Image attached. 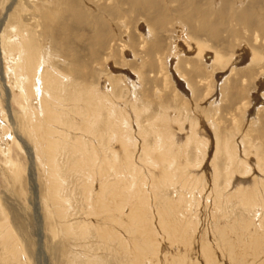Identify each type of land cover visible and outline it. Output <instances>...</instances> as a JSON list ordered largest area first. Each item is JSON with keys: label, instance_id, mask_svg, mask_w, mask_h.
I'll return each instance as SVG.
<instances>
[{"label": "rangeland", "instance_id": "374dc122", "mask_svg": "<svg viewBox=\"0 0 264 264\" xmlns=\"http://www.w3.org/2000/svg\"><path fill=\"white\" fill-rule=\"evenodd\" d=\"M3 38L0 264L264 263V0H0ZM25 38L46 62L34 120L4 59Z\"/></svg>", "mask_w": 264, "mask_h": 264}, {"label": "bare ground", "instance_id": "6f19581e", "mask_svg": "<svg viewBox=\"0 0 264 264\" xmlns=\"http://www.w3.org/2000/svg\"><path fill=\"white\" fill-rule=\"evenodd\" d=\"M16 37H18V35L16 36ZM22 37V36H21ZM7 39L8 38H3V40H2V43H0L3 47H5V50H7L6 48H8V45H7ZM9 39H11V38H9ZM185 45H186V47H187V49L189 48V49H192V46H190V44H188L187 42L186 43H184ZM1 46V47H2ZM35 46V45H34ZM33 46V42L31 41V39L30 40H28V39H24L23 40V42H21V41H19L18 40V42L17 41H13V40H11V41H9V47L11 48V50H9L10 51V53H11V56L9 55V57L8 58H4L5 59V62H7L6 61V59L8 60V61H10V62H14V63H16V65H18L17 67L19 68V71H18V75L20 76L19 78H23L24 76H23V74L24 73H26L27 72V74H28V80L25 82V83H27V87H26V89L28 88V93H27V95L31 98V100L29 99V101H31V103H30V105H29V109L27 110L28 112V114L30 115V117L29 118H31L32 120H34L35 119V116H36V114H38V113H42L41 111H43V109L45 110L46 109V111H47V105H45L46 104V97H45V93H44V84H45V77H46V73L44 72V68H43V72H41V75L42 76H40L39 74H40V71H41V69H42V65L43 64H45L46 62H45V58L43 57V55H42V53L39 51V49H37V47H34ZM198 48V47H197ZM199 49V52L200 53H203V49L202 48H198ZM8 53V52H7ZM5 56V55H4ZM251 56H252V54H251ZM19 60V61H18ZM18 61V62H17ZM11 64V63H10ZM16 67V68H17ZM17 70V69H16ZM10 71V70H9ZM13 71V70H12ZM17 72V71H16ZM7 73V72H6ZM14 75V74H13ZM39 75V76H38ZM12 77V76H11ZM9 78V77H8ZM13 78V77H12ZM42 78V79H41ZM14 79V78H13ZM11 80V79H10ZM17 80V79H16ZM14 81V80H13ZM17 82V81H16ZM19 82H21L22 84H23V89H24V83H23V80L21 81L20 79H19ZM18 83V82H17ZM38 86H39V88H38ZM8 87V86H7ZM22 88V87H21ZM10 89V88H9ZM19 89V88H18ZM26 89H24L25 91H26ZM23 90V91H24ZM20 91V90H19ZM7 93V92H6ZM9 93V95L10 94H12V93H10V92H8ZM23 93V92H22ZM24 94H26L25 92H24ZM98 94V93H97ZM96 94V95H97ZM47 95H48V93H47ZM99 95V94H98ZM102 96V95H101ZM34 97H36V98H39L40 100H41V107H40V109H38V107L37 106H35L34 105V99H36V98H34ZM98 97V96H97ZM99 97H100V95H99ZM98 97V98H99ZM107 98V96L106 97H104V99H106ZM106 100H108V98L106 99ZM100 101V100H99ZM102 101V100H101ZM103 102V101H102ZM101 103V102H100ZM27 104H29V103H27ZM102 104H104V102L102 103ZM106 104V103H105ZM101 105V104H100ZM106 105H108V104H106ZM26 106V105H25ZM111 107V106H110ZM41 108H42V110H41ZM92 108V107H91ZM52 109V108H51ZM117 110H119V109H117ZM49 111H51V110H49ZM38 112V113H37ZM27 113H25V114H27ZM119 114H120V112H119ZM54 115V114H53ZM11 116V119L13 120L14 118L12 117V115H10ZM39 116V115H38ZM37 116V117H38ZM40 117V116H39ZM57 117V116H56ZM59 117V116H58ZM52 118V116L50 117V119ZM53 118H55V117H53ZM52 118V120H54ZM50 119H49V122H50ZM58 119V118H57ZM90 120V119H89ZM0 121H2V120H0ZM55 121V120H54ZM3 122V121H2ZM2 122H0L1 124H2ZM14 122V121H13ZM12 122V123H13ZM32 122H34V121H32ZM40 122V121H39ZM39 122H38V124H39ZM50 123H53V122H50ZM57 123V122H56ZM37 124V123H36ZM41 125H43V124H41ZM54 125V124H53ZM2 126V125H1ZM38 127V126H37ZM44 127V126H43ZM50 127V126H49ZM36 128V127H35ZM37 130V129H36ZM51 131V130H50ZM53 131H54V129H53ZM36 133H37V131H36ZM51 133V132H50ZM54 133H55V131H54ZM17 136H19V134L17 133V131H16V133H15ZM38 134H36V136H37ZM39 135H40V133H39ZM125 135V134H124ZM35 136V137H36ZM43 136V135H42ZM20 137V136H19ZM38 137V136H37ZM176 138V137H175ZM3 139H6V138H4L3 137ZM5 141V140H4ZM55 142V141H54ZM94 142V141H93ZM3 143H5V142H3ZM95 143V142H94ZM54 144V143H53ZM38 145V144H37ZM5 146H9L8 144L7 145H5ZM27 149H28V152H29V150H30V157H29V159L31 160V162H32V165H35L34 163H35V159H34V154H33V148H30V147H27ZM43 149V148H42ZM49 149V148H48ZM47 149V151H48V154H51V152H50V150H48ZM101 149V148H100ZM125 150H127L126 148H124ZM85 150V149H84ZM135 150V149H134ZM133 150V151H134ZM113 152H116V150H115V148L113 149ZM123 152H125V151H123ZM43 153V152H42ZM76 153V152H75ZM78 153V152H77ZM100 153H101V151H100ZM117 153L119 154V152L117 151ZM127 153V152H126ZM122 155V154H121ZM99 156V155H98ZM102 156H104V155H102ZM124 156H126V154L124 155ZM97 157V156H96ZM152 157H154V156H152ZM48 158L49 159H51L52 158V156L51 155H49L48 156ZM104 158H106V157H104ZM155 158V157H154ZM54 159V158H53ZM120 159V158H119ZM126 159V158H125ZM125 159H123L124 161H126ZM169 159V158H168ZM95 161V160H94ZM113 161H115V160H113ZM121 161V160H120ZM158 162V161H157ZM236 162V161H235ZM52 163V162H51ZM54 163V162H53ZM81 163V162H80ZM238 163V162H237ZM126 163H124L123 165H125ZM83 165V164H82ZM107 165H109V161H107ZM78 166H80V165H78ZM90 166V165H89ZM130 166V165H129ZM129 166L127 167V168H129ZM81 167V166H80ZM102 167V166H101ZM106 167H108V166H106ZM111 167H113V166H111ZM121 167V166H120ZM98 168V167H97ZM105 168V167H104ZM103 168V169H104ZM114 168V167H113ZM127 168H125V170L127 169ZM77 169V168H76ZM156 169V168H155ZM94 170V169H93ZM92 170V171H93ZM98 170V169H97ZM99 170H100V167H99ZM98 170V171H99ZM89 171V170H88ZM104 171V170H103ZM52 172V171H51ZM90 172V171H89ZM101 172V171H100ZM108 172V171H107ZM126 172V171H125ZM127 172H129V171H127ZM106 173V172H105ZM104 174V173H103ZM102 174V175H103ZM125 174H127V173H125ZM138 174H139V172H138ZM35 175V174H34ZM33 175V171H31V187H32V190L34 191V197H35V201H34V203H35V211H36V215H37V217H39L40 215H39V210H40V205H39V202H38V193H37V189H36V178H35V176ZM130 175V174H129ZM140 175H142V173L141 174H139V176ZM100 176V175H99ZM133 176H134V174H133ZM135 176H137V175H135ZM166 176V175H165ZM142 177V176H141ZM140 177V178H141ZM88 178H90V177H88ZM125 178V177H124ZM135 178V177H134ZM140 178H138V179H140ZM143 178V177H142ZM141 178V179H142ZM49 179H50V177H49ZM98 179V178H97ZM127 179H129V177L127 178ZM130 179H131V176H130ZM137 179V178H136ZM161 179V178H160ZM162 179H163V177H162ZM52 180L53 181H51V183H53V182H55L56 183V181H55V179H53L52 178ZM125 180H126V178H125ZM132 180V179H131ZM144 180V179H143ZM49 181V180H48ZM49 181V182H50ZM128 181V180H127ZM49 182H48V186H49ZM129 182H132V181H129ZM129 182H127V183H129ZM135 182V181H134ZM134 182H132V183H134ZM55 183H53L52 184V186L54 185H57V183L55 184ZM123 183V182H122ZM58 184H59V182H58ZM256 185V184H255ZM51 186V187H52ZM50 187V186H49ZM48 187V188H49ZM56 187V186H55ZM52 190H55V191H57V189H55V188H53ZM104 190V189H103ZM55 191H53V195H54V193H55ZM50 192V191H49ZM250 192H252V191H250ZM100 193V192H99ZM250 194V193H249ZM50 195H51V193H50ZM124 195H126V194H124ZM55 196H56V194H55ZM55 196H50V199H51V197H52V199H54L55 198ZM62 196V195H61ZM131 196V195H130ZM92 197L93 196H91V197H89L90 199H92ZM125 197H127V198H129L127 195L125 196ZM122 198V197H121ZM131 198V197H130ZM110 199V198H109ZM131 199H133V198H131ZM55 200H56V198H55ZM57 200H59V199H57ZM60 200H61V198H60ZM122 200V199H121ZM126 200H128L129 201V203H130V209H131V206H133V205H131L132 204V202H130V199H126ZM135 200H136V197H135ZM54 201V200H53ZM131 201H134V200H131ZM94 202H96V201H94ZM107 202V201H106ZM124 202H125V200H124ZM135 202V201H134ZM139 203V205H140V201H138ZM53 203V202H52ZM93 203V202H92ZM97 203V202H96ZM96 203H93V204H96ZM108 203V202H107ZM115 203H117V201H115ZM135 203H137V202H135ZM142 203V202H141ZM100 204V203H99ZM99 204H96V206H98ZM108 204H110V203H108ZM53 205H56L58 208H59V206H60V201H56V202H54L53 203ZM52 205V206H53ZM62 206H63V203L61 204ZM101 207H102V204L100 205ZM54 207V206H53ZM112 207V206H111ZM139 207H142L143 208V206L142 205H140ZM55 208V207H54ZM100 208V207H99ZM133 208V207H132ZM142 208H140L141 210H144V208L142 209ZM56 209V208H55ZM98 209V208H97ZM106 208H104V210H105ZM115 209V208H114ZM117 209V208H116ZM137 209V208H136ZM57 211V213H58V209H56ZM133 210V209H132ZM140 210V211H141ZM99 211V210H98ZM116 211V210H115ZM139 210H138V212H140ZM174 211V210H173ZM56 212H55V214H56ZM62 212H63V210H62ZM62 212L60 213V214H62ZM101 212V211H100ZM175 212V211H174ZM173 212V213H174ZM58 213V214H59ZM63 213H66L65 211L63 212ZM95 213H96V211H95ZM94 213V214H95ZM134 213V216L136 217L137 215H135V212H132V214ZM142 213V212H141ZM145 213V212H144ZM143 213V214H144ZM176 213V212H175ZM97 214H99L98 212H97ZM96 214V215H97ZM131 214V213H130ZM131 214V215H132ZM142 214V215H143ZM172 214V213H171ZM95 215V216H96ZM100 215V214H99ZM142 215H141V217H142ZM146 215V214H145ZM100 217V216H99ZM145 217V216H144ZM167 217V216H166ZM98 218V217H97ZM149 218H151V217H145L144 219H148V220H150V221H152L151 219H149ZM175 218H177L176 216H175ZM39 219V218H38ZM171 219V218H170ZM169 219V220H170ZM132 220H134V219H132ZM140 220V219H139ZM139 220H137L139 223L140 222H142L141 223V225L140 224H138V225H140V226H142L143 225V221H139ZM148 220H145V221H147L148 222ZM175 220V219H174ZM174 220L172 221V220H170L169 222H172V223H174ZM39 221L41 222V220L39 219ZM65 220H63V222H64ZM135 221V220H134ZM162 221V220H161ZM165 220L163 219V222H164ZM168 221V220H167ZM177 221V220H176ZM175 221V222H176ZM136 222V221H135ZM153 222V221H152ZM61 223V222H60ZM150 223V222H149ZM165 224L166 223H168V222H164ZM178 223V222H177ZM176 223V224H177ZM62 224V223H61ZM65 224V223H64ZM103 224V223H102ZM134 224H136V223H134ZM147 224V223H146ZM151 224V223H150ZM154 224V223H153ZM5 224L3 223L2 225L0 224V238L1 239H7V241H6V243L8 242V237L6 238V236H5V233H4V229H3V227L2 226H4ZM6 225H7V223H6ZM63 225V224H62ZM131 225H132V223H131ZM162 225V227L164 226L163 224H161ZM160 225V226H161ZM168 225H170V224H168ZM177 225H179V224H177ZM151 226H153L152 224H151ZM176 226V225H175ZM180 226V225H179ZM6 227V226H5ZM64 228H65V226H63ZM143 227V229H144V227H145V225L144 226H142ZM172 227V226H171ZM171 227H170V229H171ZM7 228V227H6ZM5 228V229H6ZM161 228V227H160ZM164 229H167V227H163ZM162 228V229H163ZM142 229V228H141ZM152 228H150V230H151ZM154 229V228H153ZM157 229V228H156ZM170 229H169V231H170ZM146 230H148V229H146ZM158 230V229H157ZM156 230V231H157ZM168 230V229H167ZM172 230H174V229H172ZM69 231V230H68ZM70 232V231H69ZM141 232H143L142 230H141ZM147 232V234H145V235H148L149 233V231H146ZM152 232H153V230H152ZM181 232V231H180ZM2 233V234H1ZM144 233V232H143ZM150 233H151V231H150ZM246 233V232H245ZM255 233V232H254ZM40 235H41V233H39ZM152 234H155V231H154V233H151L150 235H152ZM174 234V233H173ZM150 235L149 236H147L148 238L150 237ZM159 235V234H158ZM171 235V234H170ZM181 235H182V233H181ZM251 236H253L252 234H250ZM256 235V234H255ZM259 235V234H258ZM154 237H156V234L155 235H153ZM249 235L247 234V236L246 237H248ZM251 236H249V238L251 237ZM153 237V239H156V238H154ZM172 237H174V236H172ZM175 237H177V234H176V236ZM174 237V238H175ZM259 237V236H258ZM187 238V237H186ZM252 238V237H251ZM9 239H10V237H9ZM150 239V238H149ZM177 239V238H176ZM175 239V241H177ZM179 239V238H178ZM183 239H185L184 237H183ZM187 239H189V238H187ZM191 239V238H190ZM247 239V238H246ZM151 240V239H150ZM172 240V239H171ZM186 240V239H185ZM243 240V239H242ZM153 241H155V240H153ZM158 241V240H157ZM173 241V240H172ZM179 241V240H178ZM177 241V242H178ZM191 241V240H190ZM244 241V240H243ZM258 240H257V238H256V242H257ZM156 242V241H155ZM174 242V241H173ZM235 242V241H234ZM240 242V241H239ZM247 240H246V244H247ZM250 242H254V240H249V244H250ZM5 243V242H4ZM175 243V242H174ZM173 243V244H174ZM181 243V242H180ZM237 243H238V241H237ZM241 243V242H240ZM158 244V243H157ZM186 244V243H185ZM187 244H190V246H191V243H189V241L187 242ZM246 244H244L245 245V248L249 245H247L246 246ZM255 244V243H254ZM257 244H259V243H257ZM154 245H155V243H154ZM169 245H171V244H169ZM238 245H239V243H238ZM237 245V246H238ZM243 244H242V246L241 247H243L244 246ZM259 245H261V244H259ZM158 246V245H157ZM173 246V245H172ZM175 246V245H174ZM184 246V245H183ZM258 246V245H257ZM159 247V246H158ZM179 247H182V246H178V248ZM188 247V246H187ZM251 247V246H250ZM250 247H248L247 249H249ZM253 247H254V245H253ZM253 247H251L250 248V251H251V249L253 248ZM185 248V247H184ZM189 248V247H188ZM187 248V249H188ZM193 248V247H192ZM237 248V247H236ZM183 249V248H182ZM186 249V250H187ZM238 249V248H237ZM243 249H244V247H243ZM258 248H253L252 249V253L255 251V250H257ZM159 250H160V248H159ZM189 250H191V249H189ZM245 250V249H244ZM254 250V251H253ZM259 250V249H258ZM261 250H263V249H261ZM247 251V250H246ZM249 251V250H248ZM247 251V252H248ZM177 252V251H176ZM238 252H241V253H243V252H245V251H242V249H241V251H239L238 250ZM178 254H179V252H177ZM176 253V254H177ZM190 253V252H189ZM211 253V252H210ZM213 253V252H212ZM241 253H239V254H241ZM251 253V252H250ZM249 253V255L251 256V254ZM257 253V252H256ZM181 254V255H180ZM178 256H182L183 254H186V253H180ZM191 254V253H190ZM190 254H188V255H190ZM208 254H209V252H208ZM245 253H243V256H245L244 255ZM255 254V253H254ZM254 254H252V256H254ZM257 254H259V256H261L260 254H261V251H260V253H257ZM256 254V255H257ZM207 255V254H206ZM205 255V256H206ZM211 257L213 256V255H211V254H209ZM208 255V256H209ZM247 255V254H246ZM248 255V256H249ZM263 256H264V252H263V254H262ZM177 256V255H176ZM186 257H187V255H185ZM184 255H183V257L186 259V257H185ZM251 256V257H252ZM258 256V255H257ZM258 256V257H259ZM170 257V256H169ZM207 257V256H206ZM246 258H247V256H245ZM245 257H244V259H245ZM257 257V258H258ZM39 258L41 259V252H40V254H39ZM205 258V257H204ZM214 258V257H213ZM243 258V257H242ZM249 258V257H248ZM248 258H247V260H248ZM253 258V257H252ZM252 258L250 259V261L252 260ZM260 258V257H259ZM169 259V258H168ZM178 259V258H177ZM181 259V258H180ZM187 259H188V257H187ZM208 259V258H207ZM254 260H252L251 262H253V261H256V256H255V258H253ZM193 260V259H192ZM208 260H211V259H208ZM246 260V259H245ZM244 260V261H245ZM258 260H260V259H258ZM258 260H257V263L259 264V262H258ZM186 261V260H185ZM177 262V261H176ZM191 262V261H190ZM196 264H197V262L196 261H194ZM212 262H213V260H212ZM215 262V261H214ZM213 262V263H214ZM264 262V261H263ZM178 263V262H177ZM192 263V262H191ZM243 263V262H242ZM250 263V262H249ZM254 264H256L255 262H253ZM216 264V263H215ZM246 264V263H245ZM262 264H264V263H262Z\"/></svg>", "mask_w": 264, "mask_h": 264}]
</instances>
